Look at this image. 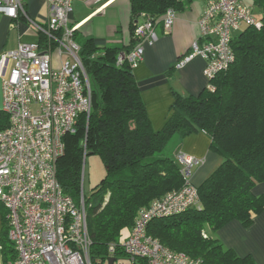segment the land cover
Instances as JSON below:
<instances>
[{"label": "trees", "instance_id": "trees-1", "mask_svg": "<svg viewBox=\"0 0 264 264\" xmlns=\"http://www.w3.org/2000/svg\"><path fill=\"white\" fill-rule=\"evenodd\" d=\"M128 2L126 45L99 46L92 36L75 33L90 80L92 108L87 123L81 114L76 131L64 135L56 175L64 191L76 199L84 139L87 154L97 153L103 161L105 174L86 197L90 259L93 264H107L112 245L114 264L118 258L126 259L119 245L138 209L184 182L176 160L179 150L169 147L162 152L164 147L176 135L183 138L202 131L220 161L197 186L199 202L179 213L153 218L146 232L203 264H257L252 255H238L214 233L232 220L247 226L264 208V194L253 192L256 184L264 182V0H246L262 11L260 26L245 25L233 34L234 59L229 66L197 94L173 90L158 129L152 126L132 67L126 61L117 64L116 56L133 46V31L142 13L161 24L167 8L179 10L183 4L180 0ZM7 122L0 109V129ZM6 212L0 236L3 264L17 255L7 236Z\"/></svg>", "mask_w": 264, "mask_h": 264}, {"label": "built area", "instance_id": "built-area-1", "mask_svg": "<svg viewBox=\"0 0 264 264\" xmlns=\"http://www.w3.org/2000/svg\"><path fill=\"white\" fill-rule=\"evenodd\" d=\"M200 1L199 36L175 67L201 56L205 61L202 72L209 83L234 59L233 34L245 25L259 27L260 20L246 0ZM73 2L46 0V14L35 18L28 14L26 0H0L1 14L13 21L23 18L40 35L38 41H20L0 53L1 110L8 117L7 125L0 129V204L7 211V236L17 253L8 264H93L83 190L85 139L76 199L64 191L56 175L64 135L76 131L81 114L87 123L92 108L90 80L75 38L79 25L70 17ZM176 12L173 7L166 9L161 19L164 33L170 32ZM156 25L142 13L133 31V46L120 51L116 63L137 66L145 45L158 38ZM176 160L184 178L182 186L140 207L131 230L120 242L131 264H203L146 232L153 218L179 213L199 202L190 177L204 158L179 150ZM114 248L110 247V256H115Z\"/></svg>", "mask_w": 264, "mask_h": 264}, {"label": "crops", "instance_id": "crops-1", "mask_svg": "<svg viewBox=\"0 0 264 264\" xmlns=\"http://www.w3.org/2000/svg\"><path fill=\"white\" fill-rule=\"evenodd\" d=\"M180 1L183 5L176 12L170 32L164 33L161 24H157V40L152 45H145L143 59L132 68L155 129L160 128L165 121L173 90L183 95L197 94L207 84L202 72L205 61L201 56H194L180 68L175 67L178 59L190 51L192 42L199 36L197 20L203 7L200 0ZM26 9L30 16L42 18L46 14V0H26ZM129 12L128 0H74L70 17L78 22L77 36H92L99 46L126 45L130 40ZM38 40L40 35L28 26L26 20L19 18L13 21L0 13V53L15 48L20 41ZM152 89L164 90L162 93L166 100L161 108L162 117L158 120L152 112L157 104L156 96L149 95ZM1 102L0 78V109ZM169 147L204 158L202 164L192 169L190 180L196 186L220 161L209 147L208 136L202 131L183 138L176 135L169 141ZM253 192L264 194V182L256 184ZM4 212L5 208L0 204V236ZM214 235L238 255L250 254L257 264H264V208L249 225L244 226L240 221L232 220ZM0 264H3L1 252Z\"/></svg>", "mask_w": 264, "mask_h": 264}, {"label": "rangeland", "instance_id": "rangeland-1", "mask_svg": "<svg viewBox=\"0 0 264 264\" xmlns=\"http://www.w3.org/2000/svg\"><path fill=\"white\" fill-rule=\"evenodd\" d=\"M252 13L255 19L257 20H260L263 14L262 11L255 6L252 7ZM163 91L164 90L162 89L160 90L152 89L151 91H149V95L151 94V96L152 95L156 96L155 101L157 100L156 106L154 105L156 108L154 107L153 108L154 111H152L154 112L153 114L156 120L162 117L161 108L164 104H166L164 93H162ZM167 148H168V144L164 147L162 152H166ZM104 174H105V167L103 165V161L100 155L94 152L87 154L85 160V174L83 179V190L86 197L89 195L91 189L101 180V178H103ZM126 234H127L126 232L123 233L121 240L127 236ZM116 263L131 264V261L125 258H118L116 260Z\"/></svg>", "mask_w": 264, "mask_h": 264}, {"label": "water", "instance_id": "water-1", "mask_svg": "<svg viewBox=\"0 0 264 264\" xmlns=\"http://www.w3.org/2000/svg\"><path fill=\"white\" fill-rule=\"evenodd\" d=\"M115 258L113 256L108 257L107 264H114Z\"/></svg>", "mask_w": 264, "mask_h": 264}]
</instances>
